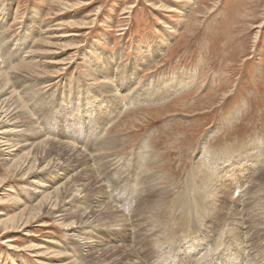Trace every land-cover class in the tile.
Masks as SVG:
<instances>
[{"label":"rangeland","instance_id":"obj_1","mask_svg":"<svg viewBox=\"0 0 264 264\" xmlns=\"http://www.w3.org/2000/svg\"><path fill=\"white\" fill-rule=\"evenodd\" d=\"M159 47L161 55L135 79L127 75ZM0 66V86L8 85L41 139L84 149L79 163L65 152L52 154L60 167L30 177L25 173L32 163L37 172L50 156L35 145L37 131L19 138L29 144L14 161L0 152V264H124L127 258L141 264H264L263 239L253 256L238 249L242 244L233 246L245 240L246 228L240 233L233 224L245 211L219 229L221 248L206 230L218 214L235 212L227 208L239 211L242 200L264 194V0H0ZM116 73L122 86L112 91L106 77ZM188 74L190 85L168 98L129 100L148 86H171ZM124 77L131 90L123 87ZM117 107L106 121V110ZM4 110L0 145L11 129L3 123ZM146 153L154 159L148 169L138 161ZM208 162L223 181L213 194L220 207L202 209L200 220L197 215L185 227L179 223L181 200L188 187L202 185ZM231 162L250 168L230 173L240 174L241 184L226 176ZM60 172H66V184L54 193L52 207L41 208L31 189L54 183ZM194 174V182L186 183ZM45 188L44 193L53 190ZM98 194L119 211L122 223L112 222L105 205L98 211ZM233 195L241 201L234 204ZM54 208L64 210L62 218Z\"/></svg>","mask_w":264,"mask_h":264},{"label":"bare ground","instance_id":"obj_2","mask_svg":"<svg viewBox=\"0 0 264 264\" xmlns=\"http://www.w3.org/2000/svg\"><path fill=\"white\" fill-rule=\"evenodd\" d=\"M162 48L161 47H159V49L157 50V53L156 54H152V58H150V57H148L149 59H147V57H143L142 58V60H143V62H138L137 64H135L133 67H132V70L130 69V71H131V73H130V75H129V73L127 74L128 76H130L131 78H136L137 77V75H139V73L141 72V71H143L147 66H148V64L149 63H151L152 61H155V59H157L160 55H161V52H162V50H161ZM99 51V50H98ZM100 52V51H99ZM30 53V52H29ZM28 53V54H29ZM104 55H105V53L104 52H102ZM119 55V54H118ZM118 55L117 56H111V58H112V60H117V58H118ZM119 57H120V55H119ZM118 62H119V60H118ZM119 64V63H118ZM1 67V66H0ZM114 69H116V66H115V68ZM118 70V69H117ZM126 75V74H125ZM2 76V74L0 73V77ZM111 74L108 76V77H106V79H108V82H107V84H111V85H109L110 87L109 88H113L114 90H112V91H116L117 90V87L119 88L120 86H122L121 84H119V83H122L121 82V80H120V78H119V75H118V73H116L115 75H112L111 77ZM192 75H187L186 77H184V76H180V77H178V78H176L175 79V82L174 83H172V85L171 86H169V82H167L166 84H161V85H159L158 87H155V88H152V87H150V86H148V88H145L146 90L143 92V93H137V94H135V95H133L132 97H131V99H129L130 101H132V102H136V101H154V100H161V99H165V98H168L169 96H171V95H174V94H176L177 92H179V90H181L180 88L181 87H183L184 85H187V87H188V85H190V83H191V80H192V77H191ZM134 78V79H135ZM1 79H2V77H1ZM139 79V78H138ZM117 81V84L116 83H114V81ZM123 82L124 81H126V86H123V87H128V83L130 82V81H128V77H124L123 78V80H122ZM134 82V81H133ZM3 84V83H2ZM1 84V85H2ZM124 84V83H123ZM133 84V83H132ZM193 86V85H192ZM1 87V86H0ZM2 87H3V85H2ZM0 88V89H3V88ZM130 87V86H129ZM128 87V88H129ZM132 87V86H131ZM131 87H130V90H131ZM187 87H186V89H187ZM108 87H107V90L109 89ZM127 88V89H128ZM129 90V91H130ZM1 92H2V90H1ZM3 95L1 96V98H0V111H1V113H3V110H4V108H6L5 110H4V112H6L5 113V115H4V117H6V119H5V122L3 121V123H5V126L7 125V126H9V125H11V129L8 131V132H6V134H5V136H4V142H3V144L2 145H0V152H1V154L3 155V157H4V159L5 160H8V161H11V160H13L16 156H18V153L20 152V151H22V149H23V147H25L26 145H28L29 144V142H27L26 140V138H23V139H19L21 136H26V135H31V134H33V132H32V130L34 131V132H38L37 134H36V136H39L40 137V140H38V141H36L35 142V145L37 146V147H39L38 149H43V152H45V151H48V155H50V156H48V158H46L45 160H44V162H46L45 163V165L43 166V168H41V169H39L37 172H36V170H34V169H32L31 170V168L32 167H34V165H36V164H34L33 165V163H32V165L28 168V171L25 173V175H29L28 177H30L32 174H37V173H42L43 171H45V169H49V168H58V167H60V163H58V162H53L52 161V159H51V156H52V154L54 155V153H59V152H65L66 154H69V155H71V156H74L75 157V159L77 160V158L78 159H80V160H77V162L79 163V161H83V158H84V153H83V150L81 149L80 150V148L78 147H76V144L74 145V144H71V143H68V141H60V140H56V139H51L50 137H47V136H45V137H43V139H41V134H40V131H39V129H38V127H37V125H35V123L34 122H31V120L30 119H33L30 115H28V113H27V111H25V110H23V108L20 106V103H19V101L18 100H15L14 99V97H13V92H11L9 89H8V85H6L5 86V88L3 89ZM15 95V94H14ZM121 95V94H120ZM113 97H114V95H113ZM120 97V96H119ZM87 99V101H85V104L87 103V104H89V101H90V99H89V97H87L86 98ZM92 99H93V97H92ZM120 100H121V98H120ZM18 101V102H17ZM13 102H14V104H13ZM116 102H117V100H116ZM122 102V101H121ZM131 102V103H132ZM91 103V102H90ZM94 104V103H93ZM126 104V103H125ZM169 104V103H168ZM12 105V106H11ZM124 107V106H123ZM126 107V106H125ZM124 107V108H125ZM121 108V107H120ZM111 109H107L106 111V116L108 117V120H106V121H109V120H111L115 115H116V113L118 112V107L116 108V109H114L113 111H110ZM121 110V109H120ZM2 115V114H1ZM116 118V117H115ZM112 121V120H111ZM2 122V120L0 119V123ZM27 125H30L31 127H28ZM108 126V125H107ZM3 127V126H2ZM1 127V128H2ZM9 128V127H8ZM7 128V129H8ZM4 129H6V128H4ZM37 129V130H36ZM2 130V129H1ZM6 131V130H5ZM211 132V131H210ZM43 135V134H42ZM45 135V134H44ZM33 136V135H32ZM35 136V135H34ZM35 136V137H36ZM38 137V138H39ZM53 138V137H52ZM204 142H205V139H204ZM2 143V142H1ZM8 143V144H7ZM204 144V143H203ZM9 145V146H8ZM49 148V149H48ZM145 151V150H144ZM43 152L41 151V153L43 154ZM85 152V151H84ZM148 152H151V151H147V153ZM205 152V151H204ZM61 153H59V154H61ZM139 153V152H138ZM147 153L145 154V155H140V156H138V161H139V163L142 165V168H145V169H148L149 168V166H150V163L148 162L149 160H150V158H151V156L152 155H148V157H147ZM244 153V152H243ZM257 153V152H256ZM42 154H40V155H42ZM46 154V153H45ZM45 154H44V156H45ZM65 154V155H66ZM151 154V153H150ZM240 154V153H239ZM251 154V153H250ZM57 156H58V154H56ZM64 155V154H63ZM226 155V154H225ZM43 156V155H42ZM47 156V155H46ZM157 156V155H156ZM56 157V156H55ZM230 157V156H229ZM256 157V156H255ZM45 158V157H44ZM58 158V157H57ZM147 158V162L148 163H146V162H141L143 159H146ZM153 158V157H152ZM154 158H156V157H154ZM32 159H33V157H32ZM40 159H42V158H40ZM56 159V158H55ZM263 159V158H262ZM36 160V159H35ZM39 160V159H38ZM152 160H154V159H152ZM152 160H150V161H152ZM14 161V160H13ZM27 161H29V160H27ZM240 161V160H239ZM238 161V162H239ZM40 162H42V161H40ZM153 162V161H152ZM151 162V163H152ZM159 162V161H158ZM214 162V161H213ZM230 162V161H229ZM254 162V161H253ZM264 162V161H263ZM38 163V162H37ZM207 163V162H206ZM209 163V162H208ZM225 163V162H224ZM240 163V162H239ZM256 163V162H255ZM41 164V163H40ZM211 164H212V162H211ZM234 163H230L229 164V166L227 165V164H225V167H227L228 169H226V173H229V174H226V176L227 177H231V176H235V178L233 179L234 180V182H236L237 184H241L242 183V181L243 180H241V179H243L242 177H241V175L240 174H238V175H235V174H230L231 172H233V170H234V168H236L237 169V171L238 172H242L243 174L246 172V171H249V167H246V164H244L243 166H236V165H233ZM264 164V163H263ZM27 165V164H26ZM138 166V165H137ZM206 166V165H205ZM217 166V165H216ZM231 166H233V167H231ZM252 166V165H251ZM141 167V166H140ZM152 166H150V168H151ZM203 167V166H202ZM27 169V168H26ZM37 169V168H36ZM53 169H51V170H53ZM138 169H140V168H138ZM254 169L255 168H253V170L251 171V173L248 175V178L250 179V177L253 175L252 174V172L254 171ZM212 170V168H210V163H209V166H207L206 167V169L202 172V174L200 175V179H201V182H202V185L201 186H197V185H195V187L194 188H189L188 186V189L186 190L187 192H185L184 194H185V196H186V198L184 199V200H181V203H182V205H181V207L183 208V210H184V213H183V216H184V220H183V222H180L179 221V223H183L184 225H185V227H188V225H189V222H192L193 220H192V218L195 220V216H197L198 215V219L200 220V215H202L203 214V212L205 211L204 209H206V210H209V209H212L213 210V208H215L216 206H219L217 203L219 202L220 203V200H216V198L215 199H213V197H214V193H215V190H217V189H219L220 187H222V183H223V181L221 180V178H220V176H218L214 171H211ZM215 170V169H214ZM220 170V169H219ZM24 171V170H23ZM48 171V170H47ZM146 171V170H145ZM197 171V170H196ZM36 172V173H35ZM147 172V171H146ZM146 172H145V174H146ZM68 173V172H67ZM139 173H141V172H139ZM143 173H144V171H143ZM142 173V174H143ZM198 173V172H197ZM247 173V172H246ZM148 174V173H147ZM60 175H62V176H55L52 180H53V182L55 183H49V184H46L47 182H41L40 184H37L33 189H31V192H33L32 193V197H33V199L35 198V199H39L37 202V204L42 208L43 206L44 207H46V206H48V205H50L51 207H52V204L55 202L54 200H53V197L55 196L54 195V193H56V192H58L65 184H66V182H63V183H61V181H63V180H65V177H66V172H64V173H62L61 174V172H60ZM140 176H141V174H140ZM188 176V175H187ZM196 175L194 174V177H192L191 175H189L186 179H187V182L186 183H190V178H193V182H194V178H196L195 177ZM121 177V176H120ZM119 177V178H120ZM123 177V176H122ZM61 179L60 180V182H57L56 181V179ZM131 178V177H130ZM148 178V177H147ZM58 179V180H59ZM121 179V178H120ZM146 179L144 178V180L143 181H145ZM152 180V179H151ZM196 180V179H195ZM57 183H56V182ZM255 181L257 182V183H259V181H258V179H255ZM218 182H220V184H218ZM261 183V182H260ZM52 184H54V185H56L55 187H54V185H52ZM145 184V183H144ZM115 185H116V183H115ZM187 185V184H186ZM221 185V186H220ZM132 186H134V185H132ZM135 186H137V185H135ZM142 186H145V185H142ZM220 186V187H219ZM45 187H47V188H53V190L52 191H50V192H47V193H44V191L46 190V188ZM186 187V188H187ZM228 187H230L229 189H231L232 187H233V183H231L230 185L228 184V186H227V188L225 189V191L226 190H228ZM130 189V188H129ZM150 190H151V188H149ZM190 189H193L192 191L190 190ZM122 190V189H121ZM135 190V189H134ZM157 190V189H156ZM101 191H102V189H101ZM241 191V190H240ZM263 191V190H262ZM262 191H261V193H262ZM99 192V191H98ZM157 192V191H156ZM182 192V191H181ZM103 193V192H102ZM133 193V192H132ZM234 193H236L235 192V190H234V192H233V194ZM259 193V192H258ZM257 194V193H256ZM182 195V194H181ZM98 196H99V194H98ZM179 196V195H178ZM100 197V196H99ZM104 197V195H101V197H100V199L97 197V199H98V201L97 202H100V206H101V208L100 209H98V211H102L103 210V208H104V205H105V208L107 209V210H109L110 211V213H108V217L112 220V222H119V221H121V223H122V221H124V219L123 218H118V214H119V211L116 209H114V208H112L113 206L111 205V204H109V203H106V202H103L104 201V199H101V198H103ZM124 197V196H123ZM128 197H130V195H128ZM132 197V196H131ZM130 197V198H131ZM142 197V196H141ZM144 197V196H143ZM124 198H127V197H124ZM163 198V197H162ZM179 198H183V197H180L179 196ZM249 198V197H248ZM143 199V198H142ZM141 199V200H142ZM232 199L234 200V204L235 203H237L238 201H241L240 199H241V197H234V195L232 196ZM140 200V201H141ZM179 200V199H178ZM177 200V201H178ZM237 201V202H236ZM143 202V201H142ZM156 203V202H155ZM176 203V202H175ZM138 204V203H137ZM170 204V203H169ZM98 205V206H99ZM109 205H111V206H109ZM242 205H243V208H240L239 209V211H237V209L236 208H234V209H232V208H227V209H230V210H233V211H235L234 213H231V216H230V214H229V212H227V213H225V214H218L216 217H214V219L215 218H217V220H218V222H215V223H213V224H210V225H215V227H212V226H210V225H208V226H206V230H207V232L210 234V235H208V236H210V237H212L213 238V243L217 246V248H221L222 247V242H223V240H222V238L220 237V235H222V233L219 231V229L220 228H224V227H226L229 223H230V221H232V223H233V220L235 219V213H237V214H243L242 213V211H245V215H247V216H244L243 217V220L242 221H240V223L239 224H237V222L235 221V223H233L234 224V226H236V225H238L239 226V228L241 229V231H239V229L237 230L238 232H242V229L243 228H246V229H244L245 230V232H244V235H245V240L243 239V236H242V238H241V240H236V241H233V243H235L236 245H233L232 243V245L233 246H235L236 248H238V245L239 244H242V247L241 248H238L239 250H242V251H247L249 254H252V256L254 255L253 253H254V248L255 247H258V248H260L261 247V245H260V243H261V241H259V240H264V229H262V228H259V225H258V223L260 224H264V223H262V221H260V220H263L262 218H264V194L262 193V194H260V195H254L253 196V199L251 200V201H246V200H242ZM133 206V205H132ZM134 206H138V205H134ZM140 206V205H139ZM138 206V207H139ZM150 206H151V204H150ZM118 207H119V205H118ZM121 207V206H120ZM220 207V206H219ZM222 207V206H221ZM136 208V207H135ZM141 208V207H140ZM165 208V207H164ZM54 209H56V215H58L59 213H60V215H58L57 217H61L62 216V212L64 211V210H59L58 208H54ZM166 209V208H165ZM204 211H203V210ZM134 210H136V209H134ZM218 210V209H217ZM140 211V210H139ZM138 211V212H139ZM218 211H221V209L220 210H218ZM227 211V210H226ZM210 212V211H209ZM208 212V213H209ZM215 212H216V210H215ZM176 213V212H175ZM187 213H188V216L191 218V219H189L188 218V216H187ZM133 214H135V213H133ZM140 214H141V212H140ZM138 215V214H137ZM168 215V214H167ZM208 215V214H207ZM259 215H262V217L261 216H259ZM134 216V215H133ZM141 216H142V214H141ZM193 216V217H192ZM206 216V215H205ZM240 216H242V215H240ZM119 217H121V216H119ZM202 217V216H201ZM207 217V216H206ZM62 218V217H61ZM205 218V217H204ZM203 218V219H204ZM209 218V217H208ZM133 219V218H132ZM136 219V218H135ZM183 219V218H182ZM197 218H196V220H198ZM8 220V219H7ZM190 220V221H189ZM212 220V219H211ZM140 221V220H139ZM152 221V220H151ZM255 221H256V223H255ZM257 221H259L258 223H257ZM145 222V221H144ZM210 222V221H209ZM229 222V223H228ZM6 222H4V224H5ZM13 223V222H12ZM194 223V222H193ZM218 223V224H217ZM228 223V224H227ZM255 223V226H253V224ZM139 224V223H138ZM117 225H120V223L118 224L117 223ZM139 225H141V224H139ZM184 225H182V226H184ZM196 225V224H195ZM204 225V224H203ZM133 226V225H132ZM131 226V227H132ZM156 226V225H155ZM180 226V225H179ZM178 226V227H179ZM191 226V225H190ZM189 226V227H190ZM250 226V227H249ZM124 227V226H123ZM134 227V226H133ZM195 227V226H194ZM237 227V226H236ZM235 227V228H236ZM227 228V227H226ZM142 229V228H141ZM148 229V228H147ZM146 229V230H147ZM172 229V228H171ZM176 229V228H175ZM188 229V228H187ZM232 229V228H231ZM154 230V229H153ZM255 230V231H254ZM257 230V231H256ZM186 232L188 231V230H185ZM192 231V230H191ZM195 231H198L199 233L200 232H202V228H201V226H197L196 225V228H195ZM177 232V231H176ZM153 233V232H152ZM169 233V232H168ZM189 233V232H188ZM187 233V234H188ZM192 233V232H191ZM240 233H232L233 235H239ZM144 234V233H143ZM142 233H141V235H143ZM147 234V233H146ZM145 234V235H146ZM227 234V233H226ZM144 235V236H145ZM171 235H173V233L171 234ZM175 235V234H174ZM173 235V236H174ZM158 236H159V234H158ZM178 236V235H177ZM180 236V235H179ZM215 236H217V238L215 237ZM226 236V235H225ZM224 236V237H225ZM146 237V236H145ZM165 237H168V235L166 236L165 235ZM176 236H174V238H175ZM138 238V237H137ZM141 238V237H140ZM155 238V237H154ZM171 238V237H170ZM173 238V239H174ZM176 238H178V237H176ZM175 238V239H176ZM186 238V237H185ZM189 238V237H188ZM209 238V237H208ZM231 238H232V235H231ZM234 238H235V236H234ZM238 238V237H237ZM146 239V238H145ZM169 239V238H168ZM210 239V238H209ZM141 240V239H140ZM148 240V239H147ZM165 240V239H164ZM176 240H178V239H176ZM228 240H229V238H228ZM86 241V240H85ZM173 241V240H172ZM182 241H183V239H182ZM144 242V241H143ZM147 242H149V241H147ZM159 242V241H158ZM245 243V244H244ZM154 244H156V243H154ZM153 244V245H154ZM88 245H89V243H88ZM129 245V244H128ZM144 245V244H143ZM146 246H147V244H145ZM148 245H150V244H148ZM160 245V244H159ZM168 245V244H167ZM214 245V246H215ZM90 246V245H89ZM93 246V245H92ZM163 246H164V244H163ZM173 246V245H172ZM264 246V245H263ZM88 247V246H87ZM134 247V246H133ZM239 247H240V245H239ZM92 248L93 247H91V248H89V249H91L92 250ZM216 247H213V249H215ZM86 249V248H85ZM127 249H129V247L127 248ZM157 249V248H156ZM171 249V248H170ZM230 249V252H235V250L234 251H232V248H229ZM252 249H254L252 252H251V250ZM144 250V249H143ZM159 250V249H158ZM212 250V249H211ZM135 251V250H134ZM147 251V250H146ZM260 252V251H259ZM133 253H135V252H133ZM147 253V252H146ZM236 253H237V251H236ZM236 253H234L233 254V256H234V259L235 258H237V254ZM132 254V253H131ZM133 255H135V254H133ZM138 255V254H137ZM155 255V254H154ZM168 255H170V254H168ZM263 255V254H262ZM130 256V255H129ZM156 256V255H155ZM250 257H251V255H249ZM184 257V256H183ZM194 257V256H193ZM255 257V256H254ZM257 257V256H256ZM135 258H137L136 256H135ZM140 258V257H139ZM146 258V257H145ZM147 258H149V257H147ZM185 258V257H184ZM216 258V257H215ZM253 258V257H252ZM261 258V257H260ZM199 259V258H198ZM247 259V258H246ZM255 259V258H254ZM136 260V259H135ZM135 260H130L129 258H127V260L124 262V264H141L140 262H135ZM139 260V259H138ZM147 260V259H146ZM188 260V259H187ZM248 260V259H247ZM149 261V260H148ZM193 261V260H192ZM197 261V260H196ZM142 262H144V261H142ZM154 262V261H153ZM198 262V261H197ZM248 262H249V260H248ZM255 262H256V260H255ZM250 263V262H249ZM254 263V262H253ZM143 264V263H142ZM227 264H229V263H227ZM247 264V263H246ZM251 264V263H250Z\"/></svg>","mask_w":264,"mask_h":264}]
</instances>
